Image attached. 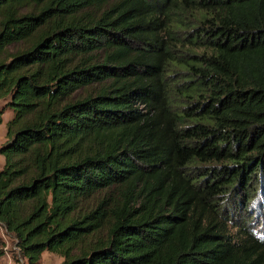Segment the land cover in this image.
<instances>
[{
    "label": "trees",
    "instance_id": "trees-1",
    "mask_svg": "<svg viewBox=\"0 0 264 264\" xmlns=\"http://www.w3.org/2000/svg\"><path fill=\"white\" fill-rule=\"evenodd\" d=\"M6 112L27 264H264V0H0Z\"/></svg>",
    "mask_w": 264,
    "mask_h": 264
},
{
    "label": "rangeland",
    "instance_id": "rangeland-1",
    "mask_svg": "<svg viewBox=\"0 0 264 264\" xmlns=\"http://www.w3.org/2000/svg\"><path fill=\"white\" fill-rule=\"evenodd\" d=\"M12 113L6 112L2 118V124L0 125V147L6 141V123L11 119ZM5 164V158L0 154V170ZM257 186V184H256ZM260 194L258 201L242 206L236 211H233L232 220L238 227L250 226L251 230L259 235L264 236V187L263 184H259ZM229 207V206H228ZM232 232L236 231L235 226L230 224ZM63 258L59 255L44 252L42 254L39 264H61ZM0 263L4 264H27L26 260L19 254L18 249L15 246V240L12 235L8 234L3 226L0 225Z\"/></svg>",
    "mask_w": 264,
    "mask_h": 264
}]
</instances>
